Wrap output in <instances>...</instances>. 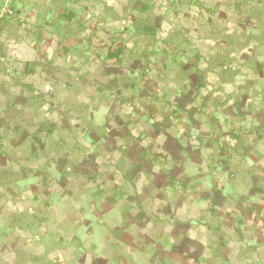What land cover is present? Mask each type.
Wrapping results in <instances>:
<instances>
[{
	"label": "rangeland",
	"instance_id": "374dc122",
	"mask_svg": "<svg viewBox=\"0 0 264 264\" xmlns=\"http://www.w3.org/2000/svg\"><path fill=\"white\" fill-rule=\"evenodd\" d=\"M0 55V264H264V0H0Z\"/></svg>",
	"mask_w": 264,
	"mask_h": 264
},
{
	"label": "built area",
	"instance_id": "2783aa9c",
	"mask_svg": "<svg viewBox=\"0 0 264 264\" xmlns=\"http://www.w3.org/2000/svg\"><path fill=\"white\" fill-rule=\"evenodd\" d=\"M9 12L13 13V11L11 9H9ZM0 64H6V66H7V58L5 56L0 55ZM7 71H9V70H7Z\"/></svg>",
	"mask_w": 264,
	"mask_h": 264
}]
</instances>
